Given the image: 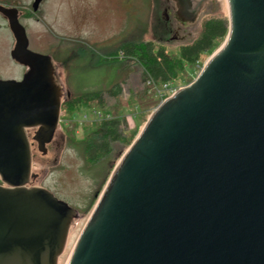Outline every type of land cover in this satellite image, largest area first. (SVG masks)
<instances>
[{"label":"water","instance_id":"obj_1","mask_svg":"<svg viewBox=\"0 0 264 264\" xmlns=\"http://www.w3.org/2000/svg\"><path fill=\"white\" fill-rule=\"evenodd\" d=\"M195 23L208 0H174ZM229 33L196 79L166 99L113 170L67 264H264V0H228ZM0 79V264H58L77 211L29 187L27 129L46 152L59 124L50 56L16 19ZM38 173V172H35Z\"/></svg>","mask_w":264,"mask_h":264},{"label":"rangeland","instance_id":"obj_2","mask_svg":"<svg viewBox=\"0 0 264 264\" xmlns=\"http://www.w3.org/2000/svg\"><path fill=\"white\" fill-rule=\"evenodd\" d=\"M169 4L167 0H66L51 8L50 24H26L30 47L34 51L48 52L39 43L35 28L54 38L58 44L69 42L88 49V53L78 60L75 69L71 66L70 70H63V66L56 63L60 75L58 80L62 82L64 92L68 90L73 95L86 91H104V106L92 102L90 107L83 108L74 116L64 115L68 123V120L78 122L77 137L94 130L99 118L112 115L126 117L123 125H126L128 138H132L133 143L158 106L194 81L206 62L225 43L226 39L219 43L214 52L204 53L200 64L187 65L177 79L162 85L145 79L144 69L137 60L124 58L122 54L118 55L117 63H112L110 59L104 60L128 39L153 40L156 46L163 45L171 55L179 57L180 46L198 36L204 18L229 17L228 0H208L198 20L180 29L181 24L174 16V8L165 10ZM49 26L56 28L55 33L50 31ZM64 34L68 36L64 37ZM2 58L1 79L19 78L24 68L12 61L7 50H4ZM75 60L71 58L72 63ZM110 93H116V96ZM130 145H116L113 162L111 160L91 171L86 168L77 146L73 148L63 143L56 156L57 161L53 160L52 153L43 155L38 146L32 149V171L39 173L36 185L50 189L80 212L72 221L58 264L68 263L73 246L97 203V195L100 197ZM41 161L42 166L39 163Z\"/></svg>","mask_w":264,"mask_h":264},{"label":"trees","instance_id":"obj_3","mask_svg":"<svg viewBox=\"0 0 264 264\" xmlns=\"http://www.w3.org/2000/svg\"><path fill=\"white\" fill-rule=\"evenodd\" d=\"M229 33V20L227 16H212L204 18L198 36L189 43L182 44L179 48V57L171 55L163 45L156 46L153 40L128 39L122 43L118 50L110 53L104 60H111L117 63L118 55L124 58L137 60L143 67V76L154 84H167L178 78L179 74L185 71L187 65L196 66L200 64L201 56L204 53H212L221 41H224ZM88 49L84 47L81 57ZM94 51V50H92ZM93 55V53H92ZM121 90V86H119ZM104 91H86L73 94L63 105L66 114L74 116L76 112L85 107H90L92 102L104 106ZM111 94V93H110ZM111 95L116 96V93ZM70 118V117H69ZM126 117L114 116L99 124L84 139L76 135L77 121H71L66 127V133L70 144H73L91 154V161L107 155L113 150L116 153V145H130L132 138L124 132V121ZM98 127V126H97Z\"/></svg>","mask_w":264,"mask_h":264},{"label":"flooded vegetation","instance_id":"obj_4","mask_svg":"<svg viewBox=\"0 0 264 264\" xmlns=\"http://www.w3.org/2000/svg\"><path fill=\"white\" fill-rule=\"evenodd\" d=\"M64 1H66V0H0V62H2V60H3L2 55L4 53V50H7L9 52L10 57L12 58V61L14 63H16L17 65H20L21 67L24 68L21 76L19 78H16V79L23 78L24 74L27 72V70L29 68L27 66L21 64L20 62H18L17 60H15L12 57V51L14 50V48L16 46L17 40H16L14 32L11 29V22L17 19L25 27L26 33L28 36L26 24L43 23V22L44 23L46 22L45 23L46 25L50 24L51 23L50 16L52 15L51 14V8L54 5L63 3ZM67 1H69V0H67ZM167 1H169L170 4L166 5L165 10H168V9L172 10V8H174V11H175L174 16L177 18L178 9H177L175 1L174 0H171L172 2H170V0H167ZM177 20L179 21V19H177ZM179 23L181 24L180 29L184 26L186 27V25L181 23L180 21H179ZM35 29L36 30L34 31V33L36 34L39 43L41 44V46L44 49L48 50L47 53H42V54L48 55L52 59L53 66H54L55 82L57 83V85L60 88L59 98L61 100V109H60L59 124L56 128V131L54 133L52 140L46 144V152L44 153L45 155L52 153V155H54L53 160L57 161L56 156H57L59 150L63 147V143H66L67 145L72 146L73 148L76 146L73 144H70L69 137L66 133V131H67L66 127L69 126L71 121L68 120L69 121V123H68L67 119L64 116L67 114L62 113L64 103L67 100H69L73 95L70 94L68 92V90L66 92H64L62 90V84H61L62 82L61 83L59 82V80H60V75H59V70H58L59 67H57L56 63L63 66V70L64 69L66 70V68H67V70L68 69L70 70L71 66L73 67V69H75L77 67L78 60L81 59V54H82L84 48H83V45L72 44L69 42H66L65 44H58L54 38L50 37L49 35H46L45 33L41 32L37 28H35ZM49 29L52 32H54V29L56 30V28L53 29L50 26H49ZM65 36H68V35L64 34V37ZM28 39H29V37H28ZM29 48L31 50H33L30 47V41H29ZM71 58H72V60L74 58L76 59L74 61V63L71 62ZM73 69H71V70H73ZM0 79H1V77H0ZM11 79H15V78H11ZM100 114H102V113H100ZM113 117L114 116H112V115H110V116L107 115L105 117L99 118L97 120L99 122L97 125L98 127H96V128L97 129L99 128V124L102 123V121H105L106 119H111ZM37 130H38V127L27 129V133L29 135V140L31 143V150L34 149L36 146H38V149H39V144L34 139V135H35V132ZM124 132L126 134H128L126 125H124ZM30 134H31V136H33V138H31ZM86 134L84 136H82L80 138L78 137V138L82 140V139H84V137H86ZM79 154H80L81 158L84 160L86 168L90 171L93 169H96V168L98 169L100 167V165L105 164V163H109L111 160L113 162V159H114L113 150L111 152H108L107 155H104L103 157L99 158V160H97V161H95V160L91 161V158H92L91 154L88 152V150H86V149L84 150L83 147H82V149L81 148L79 149ZM32 161H33V156H32ZM39 163H40V166L43 165L42 161ZM32 168H33V165H32ZM38 177H39V173H34L32 171V175L30 178V182L28 183V186L43 187V186H40L38 184L36 185L35 181L37 180ZM95 178H98V177H95ZM46 189H48V188H46ZM48 190L51 191L50 189H48ZM98 197H99V194L97 195V197L95 199L96 201H98V199H99ZM72 207L74 208V206H72ZM75 210L77 211V213H76V216H77L80 212L76 208H75Z\"/></svg>","mask_w":264,"mask_h":264},{"label":"built area","instance_id":"obj_5","mask_svg":"<svg viewBox=\"0 0 264 264\" xmlns=\"http://www.w3.org/2000/svg\"><path fill=\"white\" fill-rule=\"evenodd\" d=\"M168 84V83H167Z\"/></svg>","mask_w":264,"mask_h":264}]
</instances>
